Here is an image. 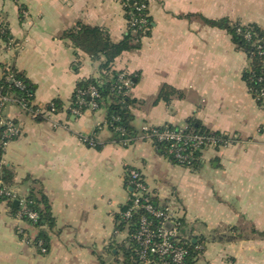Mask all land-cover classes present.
<instances>
[{
    "label": "crops",
    "instance_id": "1",
    "mask_svg": "<svg viewBox=\"0 0 264 264\" xmlns=\"http://www.w3.org/2000/svg\"><path fill=\"white\" fill-rule=\"evenodd\" d=\"M147 1L150 34L111 65L135 82L128 94L133 126L183 128L193 119L233 142L204 149L195 169L159 155L148 140L111 142L104 108L69 111L77 83L101 75L102 57L91 58L64 33L99 27L119 42L126 33L119 1L0 0V34L9 37L0 38V74L10 66L22 73L34 85L36 106L61 104L42 121L5 107L19 135L4 147L1 164L19 194L41 190L54 226L41 253L19 234L33 239L34 230L1 202L0 264H120L110 246L125 238L114 234V218L128 198L127 169L141 173L157 205H170L183 219L184 237L203 242L198 264H264V108L242 80L246 55L209 24L264 30V0ZM163 87L176 94L157 99Z\"/></svg>",
    "mask_w": 264,
    "mask_h": 264
},
{
    "label": "trees",
    "instance_id": "2",
    "mask_svg": "<svg viewBox=\"0 0 264 264\" xmlns=\"http://www.w3.org/2000/svg\"><path fill=\"white\" fill-rule=\"evenodd\" d=\"M123 7L124 16L126 20V33L122 40L119 42H113L107 31L99 27H91L86 25H77L75 28L64 33V37L68 39L76 48L82 50L93 59H99L102 57L100 64L101 75L97 79H87L77 83L73 95L70 100L69 108L79 109L80 112L88 109L87 105L77 104V92L85 91L89 87L93 86L96 90L97 97L94 98V102L97 104L98 109L104 108L106 111L105 125L109 130L111 137L110 141L113 143H120L123 146H127L138 139H143L142 136L151 134L152 131L163 130H175L179 127L171 125H163L160 127H151L148 131L144 132L135 129L133 126V116L130 107L135 103L133 99L129 97V89L124 87L118 80V75L122 72H117L111 69L113 61L120 56L123 52L133 51L140 47V41L143 37L150 34L151 18L148 15V1L147 0H117ZM143 6V8H142ZM136 20V23H134ZM143 20L144 23H138ZM210 25L224 29L230 37L231 42L238 51L243 52L248 59V66L242 73V80L245 83L247 89L251 95L257 93H263L264 95V30L255 24L242 25L240 23H229L225 20L217 22H209ZM133 31H136V35L133 36ZM0 38L3 41H8L7 34H0ZM124 74V73H123ZM125 75V74H124ZM134 85L133 77L125 75ZM16 82H20L23 88L20 89L15 85ZM0 90L4 94H12L14 97L23 100L28 106L34 104V85L31 84L22 73H19L14 67L3 68L0 74ZM176 94L171 88H161L158 98L168 100V96ZM84 101L89 102V97L84 96ZM258 105L260 102H257ZM51 106L57 113L61 104L54 100L44 106L46 110H49ZM33 109L36 105L31 106ZM70 111V110H69ZM40 117L36 118V121H42ZM5 130V126L0 125V189L4 187L13 186V175L11 171L1 164V157L4 151L2 141L6 140L2 137ZM184 132H192L198 134H212L216 137L226 136L218 132H212L203 128L196 120H188L184 129ZM15 139V138H14ZM13 139V140H14ZM92 141V145L95 148H100L92 138H87ZM88 142H85L87 144ZM152 143L159 155L168 158L172 163L176 164L168 153V143L164 141H157L152 139ZM206 149V148H205ZM204 150V149H203ZM202 150V151H203ZM200 152L194 153V159L190 168L195 169L198 167L200 161ZM28 180H25V182ZM4 197L0 196V203L3 202ZM25 210L33 212L37 215L35 219H30L19 203L13 204L14 201L8 202V206L14 216L19 215V220L27 224L30 229L34 230L33 243L38 248L47 251V234L46 231L51 230L54 226V219L51 214L50 205L46 196L41 190H35L29 188L24 194ZM150 203L153 206H157L154 199L150 198ZM131 205V201L125 203L119 212L115 215V230L114 234H124L125 238L119 245H114L111 248H115L121 255L120 264H144V261L139 258V251L141 247L133 239L138 230L139 220L142 216L152 220L153 226H156L157 220L152 219L149 214L144 212L143 209H137L132 212L130 218H124L122 213L127 210ZM181 223L178 228L181 236H184V222L183 219L179 221ZM25 232V231H23ZM26 233V232H25ZM175 245L184 247L187 251V255L184 257L180 264H198L200 255L204 251V244L201 240H184L179 237V241L175 242ZM40 252V251H39ZM111 252V251H110ZM147 259L157 262V257L147 254ZM165 264H175L171 262L170 257H164Z\"/></svg>",
    "mask_w": 264,
    "mask_h": 264
},
{
    "label": "built area",
    "instance_id": "3",
    "mask_svg": "<svg viewBox=\"0 0 264 264\" xmlns=\"http://www.w3.org/2000/svg\"><path fill=\"white\" fill-rule=\"evenodd\" d=\"M134 23H136V20ZM138 23L143 24L144 21L140 20ZM133 32L136 33V31ZM118 80L127 89L131 88V81L127 79L123 73L118 75ZM15 85L20 89L23 88L20 82H16ZM85 95L89 97L88 103L83 99ZM252 96L255 101L260 102L259 105L264 108L263 93H257ZM96 97V90L91 86L85 91L77 92V104L87 105L88 109L96 110L98 106L93 100ZM9 105L25 113L33 120H36L37 117L46 119L48 116L55 114V109L52 106L49 110H46L44 106H36V108L33 109L31 106L34 104L28 106L23 100L14 97L12 94H4L0 90V125L5 126L2 137L6 139L1 143L4 147L19 135L18 125L4 113L5 107ZM69 110L74 115L80 114L79 109L69 108ZM149 128L151 127L143 126L141 131L146 132ZM184 129L185 127L175 130H163L160 132L152 131L151 134L145 133L142 138L151 142L152 139H155L168 143V153L175 163L187 168H190L195 152H200L205 148L219 149L233 142V139L227 136L223 138L224 136L216 137L212 134L184 132ZM82 141L84 143L88 142L87 144L90 146L92 145V141L87 138H82ZM124 182L128 192L126 203L131 201V205L122 213V216L128 219L131 217L133 211L143 209L152 219L157 220L156 226H153L152 220L147 219L145 216H142L139 220L138 230L133 237L141 247V251L138 252L139 258L144 261V264H165L164 257L169 256L171 262L180 264L187 255V251L184 247L175 245V242L179 241V237L184 240L195 242V240L193 241L187 237L181 236L179 233L178 228L181 225L179 222L181 218L176 215L170 205L153 206L150 203L151 194L149 193L141 173L136 169L126 170ZM0 196L4 197L3 203L17 201L22 207V211H24L30 219H35L37 217L35 213L25 210L24 196L19 194L14 187H4L0 189ZM17 218L19 219V215ZM166 225H169V227L167 228ZM19 234L22 235L23 239L27 242L33 241L32 238H29V235L22 231H20ZM40 246L41 244L39 243V251L44 253L45 250L40 249ZM147 254L156 256L157 262L148 260Z\"/></svg>",
    "mask_w": 264,
    "mask_h": 264
},
{
    "label": "water",
    "instance_id": "4",
    "mask_svg": "<svg viewBox=\"0 0 264 264\" xmlns=\"http://www.w3.org/2000/svg\"><path fill=\"white\" fill-rule=\"evenodd\" d=\"M132 35H133V36H135V35H136V33H135V32H133V33H132ZM13 204H14V205H16V204H17V201H14V202H13ZM166 227L168 228V227H169V225H166ZM193 241H194V240H193Z\"/></svg>",
    "mask_w": 264,
    "mask_h": 264
},
{
    "label": "rangeland",
    "instance_id": "5",
    "mask_svg": "<svg viewBox=\"0 0 264 264\" xmlns=\"http://www.w3.org/2000/svg\"><path fill=\"white\" fill-rule=\"evenodd\" d=\"M112 262V261H111Z\"/></svg>",
    "mask_w": 264,
    "mask_h": 264
}]
</instances>
